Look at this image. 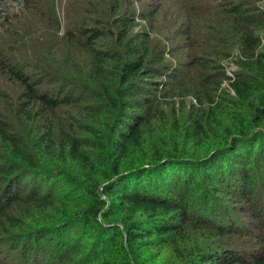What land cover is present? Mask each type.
<instances>
[{
    "label": "trees",
    "instance_id": "1",
    "mask_svg": "<svg viewBox=\"0 0 264 264\" xmlns=\"http://www.w3.org/2000/svg\"><path fill=\"white\" fill-rule=\"evenodd\" d=\"M56 1L0 0V264H264V0Z\"/></svg>",
    "mask_w": 264,
    "mask_h": 264
},
{
    "label": "rangeland",
    "instance_id": "2",
    "mask_svg": "<svg viewBox=\"0 0 264 264\" xmlns=\"http://www.w3.org/2000/svg\"><path fill=\"white\" fill-rule=\"evenodd\" d=\"M83 1L84 0H77V2H79V3H82ZM89 1H92V2H95V3L98 2V0H87V3ZM106 1L110 2V4L113 3V0H106ZM208 1L210 2V4H213V5H217L218 3L221 2V0H208ZM235 1H237V2H239V1L247 2L248 0H235ZM250 1H252V0H250ZM148 2H150V0H145L142 3L138 2V4H136V6H135V9L137 11H141L142 9H146L144 7V5H145V3H148ZM253 3L255 4V1H253ZM56 4H57L58 17H59L60 21L62 22V24L64 25L65 21L67 20V11H66V8H67L66 5H68L67 0H57ZM256 5L257 6H260V5L264 6V2H259V3L256 2ZM14 6H16V4H14ZM11 11H12V9H11ZM16 11H17V8H16ZM19 13L20 12H18V14ZM14 26H15V24H14ZM140 30H141V28H137L136 32L140 31ZM61 32H62V34L64 33V27L61 30ZM4 33H5V36H4ZM18 34L20 35L19 29L17 27H12L11 24H8V25L6 24V26H4V28H3V32L1 31V27H0V45L1 44L5 45V46H7V48H8V45L9 46L15 45V46H18V48L19 47H23V55L24 56L27 55L30 58V55L32 56L31 53L36 52L35 42L31 41L30 37H25V36H21V35L18 36ZM4 37H6V40H4ZM32 47H33V50L31 49ZM37 52H41V51L38 50ZM178 53L179 54H175L173 56L167 57L166 58L167 59V63L176 66L178 61H183L185 59V55L184 56L181 55L182 52H178ZM10 54L11 55H15L13 53H10ZM237 59H238V54L236 52H233L232 55L229 58H227L226 60L222 61V65L225 67V70H226L228 75L234 74V73H236L239 70V67H238V64H237ZM24 62L28 64L29 61L27 59V60H23V63ZM34 62L35 61H32V59H30V63L31 64H33ZM28 69H30L29 72L32 71L31 67H28ZM222 88H223L224 91H226V90L229 91L230 87H229L228 82L224 81V83L222 84ZM19 93H20L19 86L14 84L13 82H8V83H3V84L0 83V107L2 109L3 108L5 109L7 107L6 106L7 103L11 102V101H15L17 99V97L19 96L18 95ZM231 94L233 95L234 93L231 92ZM176 100L177 99L173 98V102L176 101ZM188 101L191 103L190 99ZM190 107L191 106L189 105L187 110H189ZM163 184H164V182H161V185H163ZM222 203H224V205H225V202H222ZM232 216L235 217L237 221H240L242 219L246 220L245 217L242 214H236V213L233 214L232 213ZM245 241L246 242H244L243 245H246V246L250 245V244H248L249 243L248 240H245ZM10 245L11 244H5L4 245V252H3L2 257L3 258H7V259H11V261H12L15 256L14 257L11 256V254L13 252H10V248H11ZM19 261H20V259H19Z\"/></svg>",
    "mask_w": 264,
    "mask_h": 264
}]
</instances>
